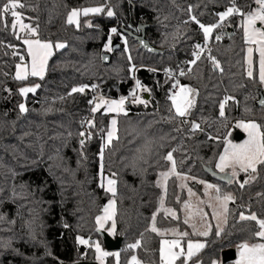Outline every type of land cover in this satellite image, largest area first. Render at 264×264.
Returning a JSON list of instances; mask_svg holds the SVG:
<instances>
[{
  "label": "trees",
  "instance_id": "16d2710c",
  "mask_svg": "<svg viewBox=\"0 0 264 264\" xmlns=\"http://www.w3.org/2000/svg\"><path fill=\"white\" fill-rule=\"evenodd\" d=\"M21 2L25 7L17 10L26 22L33 27L38 25L39 38L63 42L66 47L52 55L43 79L18 80L16 65L21 56L27 58L28 54L22 38L17 39V32L11 28V15L7 16L6 24L0 19V264L96 261L95 249L79 244L77 238L99 240L104 246L95 222L110 196L100 187L102 148L103 171L117 174L115 236L124 238L119 250L120 264H126L135 253L145 263L160 264L162 237L148 229L163 195V189L157 186L159 173L170 167L163 157L172 149H177L173 156L178 172L219 182L222 193L231 192L236 197L234 203H229L230 212L222 233L217 235L218 229L214 226L207 236L195 235L191 227L183 223L182 205L187 193L179 186L176 176L169 178L165 207L175 209L179 219L161 211L156 224L189 232L184 242L188 239L205 242V248L188 264L197 261L213 264L216 260L236 264L235 260H223L225 250H236L245 241L263 240L253 235L258 230L256 222L239 221L238 217L241 212L249 214L251 211L264 219V166H258L255 179L243 189L239 183L246 180L247 174L240 175V182L233 179L232 183H223L204 169L205 166L214 168L225 137L238 120H255L264 131V105L259 104L262 86L257 66L251 78L247 75V43L240 23L243 18L240 15L229 18V29L212 44V54L219 60L223 72L214 69L212 62L202 57L192 73L181 78V84L198 90L188 120L199 123L202 130L193 133L190 124L182 123L181 118L173 119L175 111L169 97L174 79L162 72L165 69L178 71L189 65L194 59L195 45L205 39L203 31L190 17L195 15L205 25L217 23L219 13L231 7L232 0ZM3 3L5 0H0V6ZM235 3L245 13L258 6L254 0H235ZM93 6H105V11L87 17L82 15L79 28L66 22L71 9ZM109 8L114 16L106 14ZM88 21L91 27L87 26ZM140 24L146 25L149 42L162 50L161 53L149 52L128 36L132 59L139 67L138 77L141 84L151 90L146 100L148 104L129 102L127 115L118 116L119 140L103 147L113 114L103 109L93 112L91 121L95 127H89V138L82 128L90 114V101L97 96L129 97L134 86L129 77L130 62L124 43L111 52L105 51L104 45L112 28L123 33V29ZM105 53L110 54L108 62L103 60ZM28 83H37L40 87L24 98L19 90ZM82 85L89 87L83 93L72 92ZM93 85L98 88L93 90ZM143 97L146 99V93ZM226 97L234 99L225 104V116L221 117L219 106ZM23 102L27 111L22 113L19 105ZM81 132L85 133L83 137ZM81 139L85 141L83 146ZM133 162L135 171L130 166ZM195 188L202 192L201 184H196ZM141 233L143 247L128 249L127 245L139 240ZM105 264H114L113 258L109 257Z\"/></svg>",
  "mask_w": 264,
  "mask_h": 264
},
{
  "label": "snow or ice",
  "instance_id": "6c2138e0",
  "mask_svg": "<svg viewBox=\"0 0 264 264\" xmlns=\"http://www.w3.org/2000/svg\"><path fill=\"white\" fill-rule=\"evenodd\" d=\"M255 4L258 7L254 11H249L247 13L243 12L240 7L236 6L235 0H232V6L228 7L226 11L219 13V22L205 25L197 19L195 15L190 17L191 21L195 22L199 28L203 31L205 40H210L212 38V33L215 29L220 28L223 25V22L230 16L234 14H239L242 20V27L244 28L246 42L249 44L258 45L259 50V78L261 83H264V27H257V22L261 25H264V0H254ZM25 4L21 2V0H5L2 6H0V19H3L6 24L7 16L11 15L13 18V22L11 24V28L14 32H17V39H20L19 33H25L26 36L23 39V43L27 45V53L28 56L31 57V64L25 65L23 63L17 65V72L15 78L18 80H26L29 75L38 76L43 79V76L47 70V63L49 58L53 55V48L60 49L66 47L64 43H56L53 44L50 40H41L39 38L38 25L33 27L30 24L24 23L23 15L17 9L24 8ZM105 11V6L99 7H88V8H73L68 12L66 22L70 25H75L77 28L80 27V17L81 15L87 17L89 14H100ZM191 12V6L188 9ZM109 17L114 16L115 13L109 8L106 13ZM187 23V22H185ZM87 26L91 27L92 24L90 21L87 22ZM112 33H116L117 29L112 28ZM28 37H35L28 38ZM217 41L221 39V36L217 35L215 37ZM125 44L127 40L124 41ZM112 44L111 37H109L108 42L105 45L106 51H112L110 47ZM147 46V45H145ZM12 47V45H9ZM196 51L193 52L194 59L189 61L191 65H195L197 61L201 59V54L205 51L204 47L201 44L195 45ZM208 55L207 59L212 62L214 69H218L223 72V68L220 66L219 60L215 56L211 54V49H207ZM248 52V72L247 75L251 78L253 76V61H252V53L253 48L249 47L247 49ZM18 54V53H14ZM131 60V56L128 57ZM23 57L21 60L23 61ZM103 59L107 60L108 57L105 56ZM130 71H135V65H132ZM151 71H155L151 69ZM166 73H171V69L165 70ZM192 71L191 68L188 70ZM180 75H187L183 70L180 71ZM39 85H35L34 87H24L19 91L22 95H26L29 92H35L36 88H39ZM88 85H82L72 89V92H80L83 93ZM93 90L98 88V85L91 86ZM176 87H179L178 93H173L169 99L172 101V106L175 110V114L173 119L181 118V122L185 124H190V130L194 133L197 130H202L201 125L196 123L195 121H189L188 116L191 114V109L195 106V96H197L198 90L189 86L180 85L177 81ZM136 89L142 91H151L150 89L145 88L141 85L139 80H136ZM134 103H141L147 106L148 101L141 99L137 96L136 90H133L131 93ZM127 97H121L119 100H107L103 96L99 97V102L90 101V103H94V107L92 109L93 112L99 110L101 107L106 106L107 112H114L117 114L123 113L127 115V111L124 108ZM234 99L233 97H226L224 101L220 103V113L221 117L225 116V104ZM261 104L264 105V100L261 101ZM20 111L26 112L27 108L24 104L19 105ZM171 111V109H170ZM89 127H95L94 121H89ZM111 129L107 132L106 143L104 147H108L112 144L113 140H119L118 129H117V120L113 118L111 120ZM239 127H243L246 132H248V140L243 144H233L230 140H226V147L224 148L223 153L219 156L218 163H216L215 167L219 169L221 173H225L226 170H230V174L228 176V183H232L235 177H238L239 173L243 172L248 175V179L239 183V187L243 189L246 184L250 183L251 180L255 179V174L258 172V166H264V131L261 130V125L250 121L248 123L240 122L238 124ZM179 131V129H177ZM85 133L81 132L80 136H84ZM90 138V134H89ZM212 137H210L211 139ZM85 141L81 139L80 144L83 146ZM177 151V149H172V151L168 152L163 159L166 162L170 163V168L168 171L160 172L159 175L161 179L157 182V186L163 189V195L159 201V208L156 212L153 213L151 217V225L148 230L153 233H156L162 239L160 240V264H177V261H180V264H188L189 261L193 259V257L197 256L198 253L205 248V244L193 241L188 239L186 242V247L182 244V241L185 237H189V232L183 231L181 232L179 229H161L157 227L156 218L160 212H164L166 216H170L173 219H179V216L175 209L165 207V198L167 195V181L170 177L176 176L181 180L193 179L195 177H187L180 172L177 171V161L174 159L173 153ZM101 170L103 169V159H104V151L101 149L100 153ZM82 159H86V157L82 156ZM183 163V161H181ZM135 171V162L130 165ZM101 182L100 187L104 188L107 193H110L112 199H110L107 205L103 209V214L98 215L95 218V222L97 227V231L104 229L106 224L110 222V230L115 232L117 224H116V194H117V174L110 173V175L105 178L103 176V172L101 171ZM106 179V184H105ZM198 183L205 184V195H209L208 190L212 189L215 191V196H209L208 201H204L197 197L196 202H192V197L196 196V193L192 191L191 188H188V196L189 199L183 202V210H184V218L183 223L189 225L193 231V234L199 236H207L209 235V231L211 229V224L208 221V213L204 211V208L201 205L207 203L209 207L213 209L212 216L218 221L216 227L218 228L217 235L223 232V228L220 227V221L223 223H227L228 214L230 209L228 207L229 202L234 203L236 197L232 193H222L221 189L214 184L206 183L203 180H199ZM181 187H186L185 184H182ZM177 202H180L179 196L176 197ZM212 201H215L213 203ZM2 219V217H0ZM239 221H254L258 226V230L253 233L254 236L264 239V219L259 218L255 212L249 211V214H245L241 212L238 217ZM199 223V228H198ZM67 227V225H65ZM200 228L204 230L201 231ZM171 235L174 237L173 239H166L167 235ZM143 239L144 235L141 233V237L139 240H136L134 243L128 244L127 248L130 250L139 249L143 247ZM78 243L82 245L94 246L96 252L98 253L97 259L100 260L101 264H104V258L113 255L116 257L117 264H119V252L110 253L101 249L100 244L98 242L90 243V238L85 239L83 237L77 238ZM239 256L240 259L237 264H264V243H249L247 241L241 243L239 245ZM128 264H143V262L136 256L132 255L131 259L128 261ZM196 264H202L201 261H197ZM215 264V262H213Z\"/></svg>",
  "mask_w": 264,
  "mask_h": 264
},
{
  "label": "rangeland",
  "instance_id": "374dc122",
  "mask_svg": "<svg viewBox=\"0 0 264 264\" xmlns=\"http://www.w3.org/2000/svg\"><path fill=\"white\" fill-rule=\"evenodd\" d=\"M93 7H99V6H93ZM88 8V7H87ZM81 17H82V15H81ZM81 17H80V23H81ZM231 17V16H230ZM230 17H228V18H230ZM227 18V19H228ZM226 19V20H227ZM243 20V19H242ZM24 23H26V24H30V23H28V22H26V20L24 19ZM240 23L242 24V21L240 20ZM31 25V24H30ZM258 28L259 27H264V25H261L259 22H257V25H256ZM117 29V32L116 33H112V32H110V35H109V37H111V40H112V43H113V38H120V40H119V43L121 44V43H124V45H125V47H126V51H127V55H128V57L129 56H131V50H130V46H129V42H128V35H126V34H124V33H122L121 32V30H119L118 28H116ZM243 30H244V28H243ZM215 31V30H214ZM214 31H213V33H214ZM17 32H18V30H17ZM212 33V34H213ZM245 34V33H244ZM19 35L21 36V38H22V41H23V39L25 38V36H26V34L25 33H19ZM28 38H35V37H28ZM109 39V38H108ZM125 40H127V43L125 44ZM245 40H246V38H245ZM51 41V40H50ZM53 42V41H52ZM107 42H108V40H107ZM106 42V43H107ZM56 43H63V42H53V44L55 45ZM247 43V42H246ZM65 44V43H64ZM25 45V44H24ZM106 45V44H105ZM105 45H104V49H105ZM112 49H113V46H112V44H111V46H110ZM249 47H252L253 48V53H252V61H253V68H252V71H254V68H255V66H257V69H258V75H259V50H258V45H256V44H249V43H247V46H246V66H247V71H248V52H247V49L249 48ZM25 48H26V51H27V45H25ZM61 49V48H60ZM57 50H59V49H56V48H53V54L57 51ZM106 51V50H105ZM107 52H111V51H107ZM28 54V53H27ZM21 57H23L24 59H23V61L20 59V61L18 62V64H21V63H23V64H25V65H29L30 66V64H31V57L30 56H28L27 58L26 57H24V56H21ZM52 57V56H51ZM51 57L49 58V60H48V63H47V70H48V65H49V62H50V59H51ZM129 62H130V65H129V67H128V70H129V77L132 79V74H133V71H130V69H131V67H132V65H135V67H137V65L134 63V61H133V59H132V56H131V60H129ZM17 64V65H18ZM17 65H16V71H15V74H16V72H17ZM47 70H46V72H45V74H44V76L46 75V73H47ZM43 76V77H44ZM30 77H38V76H31V75H29L28 76V78H30ZM38 78H40V77H38ZM260 79V78H259ZM35 85H38L37 83H28V84H25L24 86H22L21 88H24V87H34ZM142 85V84H141ZM181 85H183V84H181ZM143 86V85H142ZM183 86H189V85H183ZM261 86H262V90H263V92H264V83H261ZM190 87V86H189ZM37 89V88H36ZM36 91V90H35ZM179 92V91H178ZM177 92V93H178ZM29 93H34V92H29ZM29 93H27L26 95H23V97L24 98H26V96L29 94ZM136 93H137V96H139L141 99H143V100H147L148 98H144L143 97V95L146 93V94H149V91H142V90H139V89H137L136 90ZM172 95V94H171ZM170 95V96H171ZM105 99H107V100H119V99H108V98H105ZM132 100H133V97H132V95L130 96V98L129 99H127L126 100V103H125V105H124V108H125V110L127 111V105H128V103L129 102H132ZM195 101H196V96H195ZM97 102H99V99H98V101ZM133 103V102H132ZM22 104H24L25 106H26V103L25 102H23ZM100 109H103L106 113H109V114H113V116L111 117V119H110V124H109V129H108V131L111 129V127H112V125H111V120L113 119V118H115L116 120H117V123H118V116L119 115H121V114H123V113H120V114H117V113H114V112H107L106 111V106H104V107H101ZM174 109V108H173ZM175 111V110H174ZM250 121H254V122H256V123H258L257 121H255V120H238L237 122H235V124H234V127L227 133V135H226V137H225V141L226 140H230L233 144H243L245 141H247L248 140V132H246L245 130H244V128L243 127H239L238 126V124L240 123V122H244V123H248V122H250ZM259 124V123H258ZM117 127V126H116ZM262 130V129H261ZM107 131V132H108ZM238 133H240L242 136H241V138H238L237 137V134ZM106 137H107V133H106V135H105V137H104V141H103V147H104V145H105V143H106ZM226 147V143H224V148ZM224 148H223V150H222V152L220 153V155L223 153V151H224ZM219 155V156H220ZM218 160H219V157H218V159H217V161H216V163H218ZM216 163H215V165H216ZM215 165H214V168H215V170H217L218 172H220L219 171V169H217L216 167H215ZM170 168V167H169ZM169 169H167V170H165V171H168ZM102 172H103V176L105 177V178H107L110 174L109 173H105L104 171H103V169L101 170ZM101 171H100V174H101ZM164 172V171H163ZM225 173H230V170H226V172ZM181 174H183V173H181ZM241 174H244L243 172H241V173H239V175H238V177H235V178H233L234 180H237L238 182H240V175ZM183 175H185V176H187V177H194V176H191V175H189V174H183ZM196 179L195 180H193V179H187V180H181V179H179L178 177H177V179H178V184H179V186L181 187V185L182 184H185L186 185V187H182V188H184L185 189V191H186V193H187V197H186V200H188L189 199V196H188V188H191L192 189V191L194 192V193H196V196L195 197H192L191 199H192V202L193 203H195L196 202V199H197V197H199V199H201V200H204V201H208L209 200V196H215L216 195V193H215V191L214 190H212V189H210V190H208V192H209V195H205V184H201V186H202V192L200 193L196 188H195V185L196 184H199L198 183V181L199 180H203V181H205L206 183H209V184H214V185H217L220 189H221V192H222V185L219 183V182H214V181H209V180H205V179H202V178H198V177H195ZM161 179V177L159 176V180ZM246 179H248V177L246 178ZM169 180V179H168ZM100 182H101V175H100ZM168 182V181H167ZM105 184H106V179H105ZM227 193H231V192H227ZM110 194V193H109ZM110 199H112V196H111V194H110V196H109V198H108V200L106 201V203L103 205V208H102V212L99 214V215H102L103 214V209H104V207L107 205V203H108V201L110 200ZM115 200H116V198H115ZM213 203H215V201H212ZM230 203V202H229ZM201 207H203L204 208V211L205 212H207L208 213V221H209V223L211 224V229L215 226L216 227V225H217V223H218V221L215 219V217L214 216H212V211H213V209L211 208V207H209L208 206V204L207 203H205V204H203V205H201ZM228 207H229V205H228ZM182 209H183V207H182ZM183 212H184V210H183ZM246 214V213H245ZM247 215V214H246ZM220 227H224L226 224L225 223H223V221L221 220L220 222ZM158 227V226H157ZM158 228H161V227H158ZM198 228H199V223H198ZM217 228V227H216ZM161 229H174V227H165V228H161ZM211 229H210V231H211ZM218 229V228H217ZM101 230H104V231H107L110 235H112V236H114L115 237V233H116V230H115V232H112L111 230H110V222H109V224H106L105 225V228L104 229H101ZM200 230L201 231H203L204 229L203 228H200ZM209 231V232H210ZM79 237H82V236H79ZM83 238H85V237H83ZM163 238H166V239H173L174 237L171 235V233H169V235H167L166 237H163ZM85 239H89V238H85ZM193 241H198V242H201V243H203V240H201V239H195V240H193ZM92 242H98L99 244H100V247H101V249H103L104 251H106V252H110V253H117V252H119V251H114V252H111V251H108L101 243H100V241L99 240H95V241H91V239H90V243H92ZM205 243V242H204ZM256 243H264V239L263 240H261V241H259V242H256ZM182 244H184V246L186 247V242H184V239H183V241H182ZM251 244V243H250ZM85 246H88V245H85ZM94 249H95V247L94 246H92ZM120 254V253H119ZM133 255H136L137 256V254L135 253V254H133ZM97 256H98V253L96 252V250H95V259H96V261H97V263L98 264H101V262H100V260L99 259H97ZM109 257H112L113 258V260H114V264H117V261H116V257L115 256H113V255H109V256H107V257H105L104 258V264H105V262H106V260L109 258ZM138 257V256H137ZM139 258V257H138ZM131 259V257L129 258V260ZM239 259H240V256H239V246H237V249H236V259H235V261H236V264H237V262L239 261ZM128 260V261H129ZM120 255H119V264H120ZM128 261H127V263L126 264H128ZM143 262V261H142ZM215 262V264H222V261L221 260H216V261H214ZM143 264H148V263H145V262H143Z\"/></svg>",
  "mask_w": 264,
  "mask_h": 264
},
{
  "label": "water",
  "instance_id": "95a60500",
  "mask_svg": "<svg viewBox=\"0 0 264 264\" xmlns=\"http://www.w3.org/2000/svg\"><path fill=\"white\" fill-rule=\"evenodd\" d=\"M145 28H146L145 24H140L139 27L125 28L122 31L124 34L135 38L139 42L140 48H144L147 51L153 52V53H161L162 52L161 49L156 48L155 46H153L149 42V40L145 34ZM145 45H147V46H145ZM112 46H113V49H118L121 47L119 41L116 38H113ZM105 56H107L108 59L107 60L103 59V60L105 62H108L110 60V54L105 53L103 57H105ZM149 96H150L149 94H146V98H149ZM262 100H264V92L261 89L259 92V104L260 105H262L261 104ZM241 136L242 135L240 133L237 134L238 138H241ZM204 169L209 175H211L212 178H214L220 182H223V183H228V176L230 173L218 172L212 166H205ZM103 202H105V200H103ZM99 233L101 234V236L103 238L104 246L108 251L114 252V251H119L121 249L123 239H124L122 236H115L114 237V236L110 235L107 231H104V230H99ZM235 259H236V250L235 249H228V250H225L223 252V260L224 261L235 260ZM70 264H98V263L95 260H84V261H78V262H74V263H70Z\"/></svg>",
  "mask_w": 264,
  "mask_h": 264
},
{
  "label": "built area",
  "instance_id": "2783aa9c",
  "mask_svg": "<svg viewBox=\"0 0 264 264\" xmlns=\"http://www.w3.org/2000/svg\"><path fill=\"white\" fill-rule=\"evenodd\" d=\"M257 7H258V6H257ZM232 16H239V14H234V15H232ZM232 16H231V17H232ZM231 17H230V18H231ZM228 19H229V18H228ZM228 19L225 20V21L223 22V25H222L220 28L215 29L214 33L212 34V38H211L210 40H207V41H206V40L204 39L203 41H200V42L198 43V44H201V45L204 47V49H205V51L201 54V58H202V57H207V55H208L207 49H209V48L211 49V54H212V44H213L214 41H216L215 37H216L217 35H219V36H221V38H222V37L224 36L225 32L229 29ZM218 22H219V21H218ZM218 22H217V23H218ZM212 55H213V54H212ZM213 56H214V55H213ZM193 67H194V65L189 64V65H187V66H182V67H180V69H178V71H175V70H172V69H171V73H166L165 70H167V69L162 70V72H163L167 77H170V78H173V79H174V81H173V86H172V88H171V90H170V94L177 93V92L179 91V87H176L177 81H178L179 84L181 85V78L184 77V76H186V75L181 76V75H180V71L183 70V71H184L185 73H187V75H188V74L192 73V71H193ZM189 68L192 69L191 72L188 71ZM138 69H139L138 66L135 67V71H134L133 74H132V79H133V81H134V86H133V89L131 90V93H132L133 90H137V89H136V80H139L140 83H141V80H140V78L138 77ZM131 93H130L129 97H127L128 99L130 98ZM99 97H100V96L95 97L93 101L97 102L98 99H99ZM93 107H94V103H92L91 110H90V114L86 116L85 121H84V124H83V128H82V129H83V131H84L86 134H89V123H88V122L91 121V119H92V114H93L92 109H93Z\"/></svg>",
  "mask_w": 264,
  "mask_h": 264
},
{
  "label": "crops",
  "instance_id": "0c3cea01",
  "mask_svg": "<svg viewBox=\"0 0 264 264\" xmlns=\"http://www.w3.org/2000/svg\"><path fill=\"white\" fill-rule=\"evenodd\" d=\"M200 184V183H199ZM203 243H204V241H203ZM205 244V243H204ZM196 264V263H195Z\"/></svg>",
  "mask_w": 264,
  "mask_h": 264
}]
</instances>
